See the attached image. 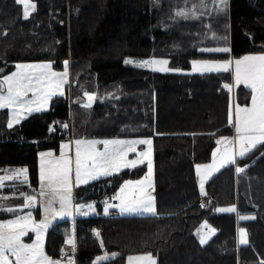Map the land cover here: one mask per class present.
Instances as JSON below:
<instances>
[{
  "label": "trees",
  "instance_id": "trees-1",
  "mask_svg": "<svg viewBox=\"0 0 264 264\" xmlns=\"http://www.w3.org/2000/svg\"><path fill=\"white\" fill-rule=\"evenodd\" d=\"M190 1L33 0L35 10L24 18L18 0H0V76L29 61H52L53 68L63 69L67 60L70 74V90L55 97L58 103L48 110L9 127L8 109H0V170L28 169L29 183L15 185L36 188L38 152L58 151L65 138L153 140L156 213L111 210L76 217L75 264H93L104 252L117 254L99 264H126L129 255L144 253L155 264H264V142L211 176L206 197L195 174L197 164L211 159L218 138L232 135V102L248 103L250 89L226 88L232 80L229 69L158 72L125 63L128 57H165L170 67L186 70L194 59L264 51V0H229L220 16L179 15ZM223 47L230 52L206 51ZM85 91L97 94L91 107L83 104ZM146 171V164H139L102 177L76 188L75 200L95 201L100 209L104 192L117 194L125 180ZM11 190L5 185L0 194ZM200 199L204 205L196 203ZM232 205L235 212L216 211ZM205 220L216 231L202 244L196 230ZM240 229L246 244L239 239ZM69 230L67 219L48 228L51 257H61Z\"/></svg>",
  "mask_w": 264,
  "mask_h": 264
},
{
  "label": "snow or ice",
  "instance_id": "snow-or-ice-1",
  "mask_svg": "<svg viewBox=\"0 0 264 264\" xmlns=\"http://www.w3.org/2000/svg\"><path fill=\"white\" fill-rule=\"evenodd\" d=\"M217 0H213V5ZM222 8L227 7V0H218ZM23 5V16L28 18L30 11L35 10L33 0H18ZM159 3V0H156ZM194 15L196 6L191 9ZM179 15H186V11L181 9ZM215 36V33H213ZM204 50V49H202ZM206 51H217L227 53L230 48L206 49ZM128 63L129 61H125ZM146 68H157L162 72H180L183 69L167 67L169 61L167 59H157L155 57L139 62ZM233 63L232 60H193V71L211 72L219 71L221 68H227ZM69 62L64 61V70L57 72L53 70L52 61L19 63L18 70L11 74L0 77V109H11V119L8 126L12 127L13 123H19L26 115H30L34 111H42L48 105L49 100L59 93L64 95L63 86L68 83ZM235 81L239 85L241 83L248 85L252 90L251 105H235V131L236 139L239 141L238 152L234 149L235 140L228 137H221L218 143H223L222 148H217L213 152V162L210 164L196 165L199 172L204 169L200 178V190L204 192L205 179L218 171L225 164L234 163L236 155L243 157L251 147H255L257 143L264 142V52L247 54L235 60ZM231 88L229 84L224 85ZM29 93L32 96L29 97ZM84 96L87 97L85 107H91L96 102L97 94L91 91H85ZM233 113L229 111V121L232 122ZM68 127L67 124L64 125ZM103 144V149L97 145ZM75 156L71 155L73 148V140L63 141L60 145V155L56 157L53 150L41 152L40 160V180L42 187L40 196L45 198V218L37 221L31 212L27 214L17 215L14 219L0 221V264H13L12 257L15 258V264H62V261L54 259L47 255L43 238L48 228V218L63 216L72 206V182L73 173L75 174L76 184H86L91 180H95L102 176H108L112 173H118L122 168L133 167L143 164L147 161V174L141 180H125L119 188L115 199L120 203L116 205L121 212L128 213H155L156 207L153 205V197L151 195H142L137 197L135 191L130 187L136 185L139 187L140 193H144L145 181L151 185V177L153 174V140L151 137H141L134 139L124 138H106L100 139H75ZM137 145H147L146 151H140L136 159H127L129 153L137 151ZM237 172L243 171L237 167ZM11 175L5 177L0 175V186L7 179L22 177L24 183H29L26 167L18 169H9ZM26 198V204H31L37 197L23 193ZM59 201L60 207H55V202ZM25 204L19 205L18 208L25 207ZM87 207L91 211H95L94 202L88 205H74L75 211H81ZM111 204L106 202L104 212L107 213ZM8 211H15L9 208ZM218 212H235V205L229 207L217 208ZM87 215V212L84 213ZM244 217H241L243 219ZM204 226L211 229V233L216 231L208 222L204 221ZM36 234V239L32 243H26L22 238L28 235L29 231ZM241 243H248L246 232L240 229ZM97 235L99 231L97 230ZM199 234V230H198ZM200 242H206L205 237H201ZM68 243L75 246V238L70 235ZM113 256L116 253H112ZM150 255V254H149ZM107 255L97 256L96 261L107 259ZM131 259V257L129 258ZM68 264H72L69 260Z\"/></svg>",
  "mask_w": 264,
  "mask_h": 264
},
{
  "label": "rangeland",
  "instance_id": "rangeland-1",
  "mask_svg": "<svg viewBox=\"0 0 264 264\" xmlns=\"http://www.w3.org/2000/svg\"><path fill=\"white\" fill-rule=\"evenodd\" d=\"M186 3L187 4L185 5L184 8H180V10L183 9V10L186 11V13H187L186 16H190V15L196 16L191 11V9L193 8L194 5L196 6V12L197 13H202V12H205V13H215L216 12V14H218V16H220V13L222 11L226 10L227 7L229 6V0H227V7H226V9L221 7V5L219 4L218 0L215 3V6L213 5V0H192V1L186 2ZM31 12L32 11H30V13ZM259 52H264V51L246 52V53H243V54L238 55V56H230L229 58H227V60H232L233 63L231 65H229L226 69L225 68H221L219 70V71H224V70H228L229 69L231 71V78H232V80H231V83L229 85H231L232 87L229 88V89L232 92L238 86H243V87H246V88L250 89V99H249V102L248 103H242L241 104V103H238V102H234V100L232 102L231 111L233 113V120H232L231 123L233 125V133H232V135L227 136V137L228 138H232L234 140L237 137V134H236V131H235V127H234V123H235V105L236 104H239V105L243 106V105H246L247 104V105L250 106L251 105V95H252V90H251V88L248 85L243 84V83H241L239 85L236 84V81H235V60L238 59V58L243 57L244 55L254 54V53H259ZM151 58H153V57H147V58H131V57H128V58L125 59V61L127 60L129 62L128 63L125 62V63L128 64V65H130V66H134V67H138V68H143V69H148V70L162 72V71H159L158 70V67L157 68H146V67H143L139 63L140 61L149 60ZM155 58H157V59H167L165 57H155ZM194 60H219V61H223V60H226V59H194ZM192 61H191V66L188 69H186V70L183 69V71H180V72L201 73V72H196V71H193L192 70L193 67H194L193 64H192ZM31 62H43V61H29V62H20V63H31ZM18 64L19 63H17L15 69L13 71L9 72L8 74H11L12 72L17 71L18 70V68H17V65ZM167 67H170L169 64L167 65ZM170 68H172V67H170ZM53 70H55L57 72H62L64 70V68L63 69H55V68H53ZM203 72H207V71H203ZM211 72H217V71L216 70H213ZM8 74H6V75H8ZM0 77H2V76H0ZM69 86H70V74H69V77H68V83L63 86V89L62 90L64 92V95H62V96H65L66 93H67V90H70V87ZM31 96H32V93H29V97H31ZM60 96L61 95L59 93H57L56 95H54L49 100L48 105H46L43 108L42 111L48 110L50 108V106L52 105V102H53L54 98L55 97H60ZM86 101H87V97L85 96V101L83 103L84 105H85V102ZM35 112H41V111H34L32 113H35ZM8 113H9V116H8V121H9L11 119V109H8ZM26 116H28V115H26ZM8 121H7V124H8ZM16 124L17 123H13L12 126H14ZM79 138H81V137H75V138H72V139L69 137V138L62 139L60 141L58 151H55L53 149H46V150H41V151L38 152V179L39 180H38L37 187L34 188L33 190L26 191L27 189H24V188H21L18 185H15V183L20 184L21 182H22V184H26V183L23 182L22 177H16V178H13V179H7L6 178L2 182V186H0V187H4L5 185H10V189H12V190L10 192L1 193L0 194V211L3 213V216L0 217V221H6V220H9V219H14L15 216H17V215L27 214L29 212L32 213V215L34 216V218L37 221L43 220L45 218V213H44L45 212L44 211V208H45V198L43 196H40V189L42 187V182L40 180V175H39V173H40V160H41V157H40L39 154L41 152H47L48 150H53L54 151V155L56 157H59L61 143L63 141H67V140L71 139V140H73V148H72L71 155L74 158V156H75V145H74V141H75V139H79ZM82 138H86V137H82ZM87 139H98V138L97 137H91V138H87ZM220 139H221V137L218 138L216 147H214V149L212 151V157H211V159L208 162L200 163V165L210 164V163L213 162V152L217 148H222L223 147V143H218V141H220ZM100 140H103V139H100ZM237 143H238V145H237ZM260 143H257L255 145V147L258 144H260ZM97 147H99L100 149H103L104 146H103V144H99V145H97ZM136 147H137V151L134 152V153H129L128 156H127V159H136V158H138L140 151H146L147 150V145H137ZM236 147H237V152H238V150H239V141H238V139H236V143L234 144V149L235 150H236ZM253 148L254 147H251L250 150H252ZM248 152H246V153H248ZM237 156L240 157L239 155H237ZM235 160H236V158H235ZM143 164H146V166H147V161H145ZM229 164H233V163L225 164L223 167H220L219 170L221 168H224L225 166H227ZM22 167H25V166L6 167V168L0 170V175H3L5 177H8L9 175H11V173L8 171L9 169H18V168H22ZM128 168H132V167H128ZM122 169H125V168H122ZM147 171H148V168H147ZM147 171L144 174V176H142L141 178L136 179V180L143 179L146 176ZM204 171L205 170L202 168L198 172V178L197 179H198L199 190H200V178H201V175H203ZM216 172L217 171L213 172L212 174L214 175ZM112 174H115V173H112ZM213 175H211V176H213ZM102 177H105V176H102ZM102 177H99V178H97L95 180H98V179H100ZM18 179L20 181H17ZM208 179H205V187H206V181ZM95 180H91L88 183L93 182ZM136 180H133V181H136ZM88 183H86V184H76L75 183V174L73 173V182H72V206L69 207V211L67 213H65L63 216H59V217H55V218H52L51 216H49V218H48V228L51 225H53L54 223L58 222V221L67 219L69 221V224H70V230H69V233H68V237H69L70 235H72L71 228H72V225L74 223V219L76 217H78V216H97V215H101V214L105 215V214H108L109 212H111V210H115L116 212H118V213H120L122 215H152V214H155L156 213V212L155 213H147V212H144V213H128V212H121L120 209L118 207H116V206L110 207L109 208V211L107 213H105L104 212L105 204H103L101 206V208L99 209L97 207V205L95 204V201H92V200L87 201V202H84V201L77 202L74 199L75 189L78 188V187L85 186ZM13 185H15V186H13ZM152 186H153V177H151V185H149V183L147 181H145V184L143 186L144 187V193L143 194L140 193L138 186L133 185V186H130V187L135 191V193H136V195H137L138 198H140L142 195H144V196L151 195L153 197L152 203L156 207V203H155V200H154V195H152V194H154V191H153V187ZM205 187H204V191H205ZM200 192H201V190H200ZM23 193H27L29 195H35L37 197V199L35 201H32V203L30 205L29 204H26V198L23 195ZM93 202H94L95 211H91L87 207L83 208L81 211H75L74 210V205H77V204L88 205V204H92ZM119 203H120V201H119ZM22 204H25V205H28V206H25L23 208H18V206L19 205H22ZM55 207L57 209H59V207H60L59 201H56L55 202ZM9 208L15 209V211H8ZM85 212H87V215L84 214ZM210 226L212 228H214L212 225H210ZM48 228L46 229V231L44 233V238H43V246H44V250L45 251H46V245H45L46 244V233H47ZM198 230H199V234H198ZM73 232H74V230H73ZM214 234H215V232L214 233H211V229L209 227L204 226V222L201 223V225L196 230V235H197L199 241L201 240V237L202 236L206 238V241H208ZM68 237H67V242H68ZM22 239L26 243H32L36 239V234H35V232H33V231L30 230L28 232V235H26ZM68 245H69L68 250L72 252L73 249H74V246L71 245V244H69V243H68ZM46 253H47V255H49L48 252H46ZM112 253H116L117 254V252H104V253L99 254L97 256L103 257V256L107 255L108 258H111V257H114L112 255ZM97 256L94 257L93 262H92L93 264L98 263L96 261V257ZM130 257H131V259H129ZM11 259L13 260V264H15V258L12 257ZM54 259H57V258H54ZM68 260H72V262L75 264V259H72V255H70V257H68ZM68 260L66 262H68ZM104 260H106V259H104ZM101 261H103V260H101ZM126 264H155V258L151 254L149 255V253H144V254H139V255H129L127 257V260H126Z\"/></svg>",
  "mask_w": 264,
  "mask_h": 264
},
{
  "label": "crops",
  "instance_id": "crops-1",
  "mask_svg": "<svg viewBox=\"0 0 264 264\" xmlns=\"http://www.w3.org/2000/svg\"><path fill=\"white\" fill-rule=\"evenodd\" d=\"M235 143H236V138H235ZM237 145H238V143H237ZM216 147V146H215ZM236 151H237V147H236ZM236 158H238V156L236 155ZM235 163V162H234ZM200 164V163H199ZM198 165V164H197ZM230 165V164H229ZM222 169V168H221ZM218 172V171H217ZM216 172V173H217ZM195 174H196V178H198V170H197V168H196V166H195ZM213 175V174H212ZM211 176V175H210ZM209 176V177H210ZM208 177V178H209ZM208 178H206V179H208ZM17 181H20L19 179L17 180ZM197 181H198V179H197ZM118 194V193H117ZM153 195V194H152ZM200 195H201V197H206V195H205V191L204 192H200ZM75 196V195H74ZM74 199H75V197H74ZM32 203V202H31ZM26 206H28V205H26ZM45 213V212H44ZM243 217H245V216H243ZM73 230H74V223H73V225H72V228H71V232H72V236H74V232H73ZM240 237H241V233H240V231H239V239H240ZM240 241H241V239H240ZM46 245V244H45ZM74 248H75V246H74ZM45 252H47V249H46V251ZM47 254V253H46ZM58 260H60V261H62V264H68V262H69V260L68 259H62V257H59V258H57ZM73 259V258H72ZM68 260V262H66ZM71 262H72V260H71ZM72 264H74L73 262H72Z\"/></svg>",
  "mask_w": 264,
  "mask_h": 264
},
{
  "label": "built area",
  "instance_id": "built-area-1",
  "mask_svg": "<svg viewBox=\"0 0 264 264\" xmlns=\"http://www.w3.org/2000/svg\"><path fill=\"white\" fill-rule=\"evenodd\" d=\"M102 198L105 202L111 201L112 204L117 203L115 195L112 192H104ZM198 204H200V202H198ZM65 255H67V253H65Z\"/></svg>",
  "mask_w": 264,
  "mask_h": 264
},
{
  "label": "water",
  "instance_id": "water-1",
  "mask_svg": "<svg viewBox=\"0 0 264 264\" xmlns=\"http://www.w3.org/2000/svg\"><path fill=\"white\" fill-rule=\"evenodd\" d=\"M63 102H66L65 100H63ZM58 103V101L57 100H53V102H52V106L53 105H55V104H57Z\"/></svg>",
  "mask_w": 264,
  "mask_h": 264
}]
</instances>
